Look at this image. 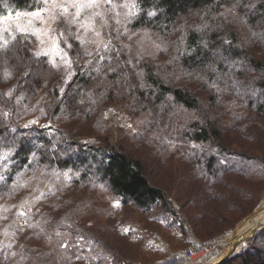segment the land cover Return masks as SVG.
I'll return each mask as SVG.
<instances>
[{"label": "trees", "instance_id": "1", "mask_svg": "<svg viewBox=\"0 0 264 264\" xmlns=\"http://www.w3.org/2000/svg\"><path fill=\"white\" fill-rule=\"evenodd\" d=\"M137 3L139 14L125 28L152 31L151 53L121 39L110 41L104 59L84 57L73 42L75 73L66 81L46 56L33 55L29 35L17 33L0 51V157L7 151L0 198L30 194L49 202L9 244L0 224V264H119L125 252L86 226L93 211L115 216L109 197L142 211L160 205L169 228L185 230L166 191L148 177L146 167L159 155L189 166L195 186L186 202L199 209L187 222L202 240L233 227L259 203L264 0ZM36 6L37 0H0V12ZM39 94L41 106L34 105ZM111 106L148 128L128 135L145 139L152 160L127 151L126 131L104 115ZM47 120L55 126H41ZM219 264H264V227Z\"/></svg>", "mask_w": 264, "mask_h": 264}, {"label": "rangeland", "instance_id": "2", "mask_svg": "<svg viewBox=\"0 0 264 264\" xmlns=\"http://www.w3.org/2000/svg\"><path fill=\"white\" fill-rule=\"evenodd\" d=\"M129 2L130 0H113V3L117 6L115 11L111 10L110 5H105L102 9H100V11L104 13L107 24H103V22L97 18L95 28L101 33L99 37L95 36L92 31L85 32L83 29H79L78 24L71 25L64 19H58L56 22H49L51 31L48 35H41L37 37L29 34V36H31V47L35 53L41 50H49L50 55L46 57L50 62H55L57 71L66 81L70 80L75 73V67L72 64L73 60L68 52V48L73 45V42L78 43V46L83 51L84 57L96 56L97 49H99L100 55H103L105 52L103 47L104 44H108L109 41H120L121 39L124 42H129L128 44H134L133 46L146 53H151L156 44V39L154 38L155 34L152 31L143 28L132 31L125 28L127 23L133 18L126 21L125 13L128 9L121 6ZM48 7L49 6L45 5L44 0H37V6L30 10L5 7L4 11L0 12V18L11 17L8 23L3 26L8 27L12 31L15 30L17 23L22 26H27L29 21H31V30L33 32H44L49 28V24L43 23L41 19L35 16L24 14L40 13L44 20H48V12L46 11ZM116 11L120 12L118 17L115 16ZM17 13L21 14L19 20L16 19ZM89 14L90 13L82 14L78 23L86 22L87 15ZM116 19H119L121 23L117 24L115 22ZM109 30H111L112 33L110 31L108 34ZM17 33L18 32L15 34ZM60 33H63V35H60ZM4 35L6 39L11 37L8 33H5ZM41 40H43L44 43H41ZM53 40L57 42L59 49L55 52H51V50L55 47L52 43ZM81 40L84 41L83 45L80 43ZM62 56L64 57L63 60L61 59ZM83 60L86 61V59ZM83 60H81V62ZM65 61H70V66H68ZM36 100L37 101L34 102V105L41 106L42 97L40 94ZM104 115L108 119L109 125L113 127L116 125L120 126L126 131L127 135L135 132L137 134L140 132L141 135H143L142 133L144 130H148L147 127H137L136 122L138 121L135 117L126 112V110L118 109L115 106L108 107L105 110ZM31 121L34 120L22 119V125L32 124L30 123ZM54 124L55 123H53V121L47 120L42 123L41 126L52 125L54 127ZM128 125H131L132 127L130 128ZM141 138L145 141L143 137H140L139 142L134 141L129 135L127 138H123L122 141L125 143L127 151L135 157L151 158L149 154L151 153V149L142 143ZM6 155L7 151L0 157V173L1 169L5 168V164L2 163V160L6 158ZM152 159L153 158H151V160ZM157 159L158 160L156 162L153 160V164L146 167L147 174L149 175L148 177L153 184L166 191L168 203L172 206L174 212L176 213L177 222H180L185 230L181 231L176 227L169 228L165 219L162 218V209L160 208V205L149 211H142L131 203L122 204L119 199L111 197H109L108 202L116 209L114 212V219L106 216L101 217V215L99 216L95 211H93L88 214L89 221L86 222L88 229L93 230L99 236L101 235L104 238H107L111 244H117L125 252L127 260H133L135 264H157L164 258L180 254L193 238L200 240L203 245L204 252H202L200 256L195 259L196 261L194 260L192 262V264H199L202 261L210 263L214 258H217L223 252L233 230L237 227V225L243 219L251 215L254 210L264 206L263 193L257 206L241 218L233 227L226 228L207 240H202L189 228L187 222V219L193 216V214L199 209L192 207L191 201L189 203L186 202L190 197L191 190H193V187L195 186V184L190 181L193 176L189 172V166L175 159H167V157L164 158V156L160 155L157 156ZM183 173H185L186 176H183ZM181 179H183L184 185L180 184V182H182ZM47 203L49 202H43V198L40 195L30 196V194H26L23 198H20L19 196H16L13 199L0 198V224L3 223V225H5V228L3 229L5 232L1 234L4 239L3 241H6V243L9 244V240H11V238L16 239V230L22 229L23 227L27 228V225L29 226L30 223L29 221H32V218H34L33 214L41 211ZM117 203L119 204V207L114 206ZM102 208H105L104 204L102 205ZM20 213L24 214L20 215ZM262 224H264V213L246 222V227L249 229V233L244 235V237H239V246L237 250H239L242 246H245L247 242L252 239L256 233L255 230H258ZM255 227L257 228L254 229ZM22 231H24L23 236L25 237L26 230ZM253 233L254 235L252 236ZM158 235L163 236V239L160 237L156 238L157 241H154L153 237H157ZM186 237L188 240L187 243L184 244V239H186ZM164 240L175 247L182 243L184 247L171 254L160 255L157 253L159 250L154 251V248L159 247L158 249H160L165 246ZM23 245L24 242L21 243V247H23Z\"/></svg>", "mask_w": 264, "mask_h": 264}, {"label": "snow or ice", "instance_id": "3", "mask_svg": "<svg viewBox=\"0 0 264 264\" xmlns=\"http://www.w3.org/2000/svg\"><path fill=\"white\" fill-rule=\"evenodd\" d=\"M45 5L49 6L46 11L48 12V20H44V18L41 16L40 13H32V14H24V15H32L42 20L43 23L49 24V28L46 29L44 32L35 31L33 32L31 30V21H29V24L27 26H22L19 23L16 24L15 30L12 31L8 27H4L3 25L7 24L8 21L11 19V17L8 18H0V51H6L9 46V40L5 38V33H8L11 35L12 40H16V32L20 33L22 36L27 37L29 34L35 35L37 37L41 35H48V33L51 31L50 23L49 22H56L58 19H64L68 24L71 25H77L79 29H83L85 32L92 31L95 36L99 37L101 33L96 30L95 24L97 21V18H99L103 24H107V20L105 19L104 13L100 11V9L103 8L105 5H110L111 10L115 11L116 5L113 3V0H44ZM121 7L128 9V11L125 13V20H130L134 17H136L139 14L137 0H130L129 3H125ZM135 10V11H134ZM90 13L87 15L86 22H80L79 18L82 14ZM20 13L16 14V19L19 20ZM120 12L116 11L115 16H119ZM148 16H155V12H148ZM70 18V19H69ZM115 22L117 24H120L121 21L119 19H116ZM60 35H63V33H60ZM41 43H44L43 40H41ZM53 45L55 46L51 52L58 51V45L55 40L52 41ZM80 43L83 45L84 41L81 40ZM110 41L108 44H104L103 47L105 51H110ZM206 46V45H205ZM70 47V45H69ZM157 48H159V45H156ZM35 57L39 58L41 55L43 56H49L50 51L49 50H41L33 54ZM91 55V54H89ZM97 56H99L100 59H104V56L100 55L99 49H97ZM61 59L63 60L64 57L62 56ZM53 65L55 66V62L51 61ZM68 66H70V61H65ZM7 78V74H6ZM7 115V114H5ZM30 123L35 124L36 121H31ZM27 127V125L25 126ZM128 127H132L131 125H128ZM115 207H119V204H115ZM24 213H20V215H23ZM127 231V230H125ZM83 239V238H81ZM63 247H67L68 245H62ZM79 259V257H77Z\"/></svg>", "mask_w": 264, "mask_h": 264}, {"label": "built area", "instance_id": "4", "mask_svg": "<svg viewBox=\"0 0 264 264\" xmlns=\"http://www.w3.org/2000/svg\"><path fill=\"white\" fill-rule=\"evenodd\" d=\"M202 252H204L202 243L197 238H193L182 253L164 258L157 264H192Z\"/></svg>", "mask_w": 264, "mask_h": 264}, {"label": "bare ground", "instance_id": "5", "mask_svg": "<svg viewBox=\"0 0 264 264\" xmlns=\"http://www.w3.org/2000/svg\"><path fill=\"white\" fill-rule=\"evenodd\" d=\"M263 213H264V206L259 212H254L252 215H250V216L246 217L245 219H243L241 221V223L233 230V232H232V234L230 236V239H229L225 249L223 250V252L217 258H214L208 264L216 263L228 251V249L230 248V245H231V243L233 242L234 239L239 240V237H241V236L244 237V235H247L249 233V229L246 227V222H248L249 220H252V219L260 216ZM261 221H263V220H261ZM256 228L257 227H255L254 229H256ZM195 258H196V256H195Z\"/></svg>", "mask_w": 264, "mask_h": 264}, {"label": "crops", "instance_id": "6", "mask_svg": "<svg viewBox=\"0 0 264 264\" xmlns=\"http://www.w3.org/2000/svg\"><path fill=\"white\" fill-rule=\"evenodd\" d=\"M160 237H162V239H163V236H157V237H153V240L154 241H157V239L156 238H160ZM165 239H167V238H165ZM168 240V239H167ZM187 240H188V238L186 237V239H184V244H186L187 243ZM158 241H159V239H158ZM164 242H165V246H163V247H161L160 249H158L159 247H156V248H154L155 250L154 251H156V250H159V252H157L158 254H160V255H166V254H171V253H173V252H175V251H178V250H180V249H182L183 247H184V245L181 243L180 245H178V246H174V245H172V244H169V243H167L166 242V240H164ZM158 246V245H157ZM132 261V262H131ZM196 261V260H195ZM206 264V263H208V262H201V263H199V264ZM107 264H111V261L110 262H108ZM119 264H135L134 263V261L133 260H127L126 258L125 259H123L121 262H119Z\"/></svg>", "mask_w": 264, "mask_h": 264}, {"label": "water", "instance_id": "7", "mask_svg": "<svg viewBox=\"0 0 264 264\" xmlns=\"http://www.w3.org/2000/svg\"><path fill=\"white\" fill-rule=\"evenodd\" d=\"M263 207H260V208H258V209H256V210H254L253 211V213L254 212H259L261 209H262ZM252 213V214H253ZM251 214V215H252ZM250 216V215H249ZM241 223V222H240ZM239 223V224H240ZM238 224V225H239ZM237 225V226H238ZM262 227H264V224H262L258 229H260V228H262ZM255 231H257V230H255ZM255 233V232H254ZM254 233L252 234V236L254 235ZM248 239V238H247ZM238 246H239V240H237V239H234L233 240V242L231 243V245H230V248L228 249V251L216 262V263H214V264H219L220 262H222V261H224V260H226L230 255H232L235 251H237V249H238ZM208 264V263H207Z\"/></svg>", "mask_w": 264, "mask_h": 264}]
</instances>
